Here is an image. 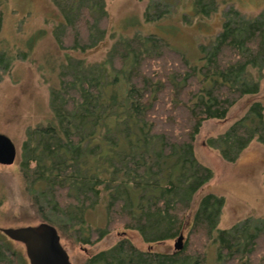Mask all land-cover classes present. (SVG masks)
Wrapping results in <instances>:
<instances>
[{"label":"trees","instance_id":"16d2710c","mask_svg":"<svg viewBox=\"0 0 264 264\" xmlns=\"http://www.w3.org/2000/svg\"><path fill=\"white\" fill-rule=\"evenodd\" d=\"M50 1L62 18L54 33L60 49L85 53L103 42L106 0ZM191 1L202 18L221 3ZM144 19L156 21L148 10ZM200 49L201 65H192L150 34L116 41L100 64L69 60L50 90L48 123L27 130L18 169L36 218L74 244L121 234L83 264H264V227L218 228L225 202L202 194L214 172L196 153L205 124L226 121L245 96L260 94L264 15L247 18L230 8L221 31ZM6 59L3 72L11 62L0 55ZM254 140L264 146V105L250 99L243 118L204 144L233 163ZM101 203L106 225L93 230L86 215ZM129 233L146 246L187 237L181 251L159 252L139 249ZM20 260L0 244V264Z\"/></svg>","mask_w":264,"mask_h":264},{"label":"rangeland","instance_id":"374dc122","mask_svg":"<svg viewBox=\"0 0 264 264\" xmlns=\"http://www.w3.org/2000/svg\"><path fill=\"white\" fill-rule=\"evenodd\" d=\"M172 3L174 7L162 3V0H106L109 25L105 39L95 49L80 53L62 50L56 43L54 33L62 18L50 0H0V55L5 53L11 62L6 72L3 67L7 59L0 62V134L8 136L17 149L13 165H0V228L41 223L29 210L18 162L27 130L48 123L51 117L49 93L58 86L59 74L65 72L69 60L100 64L116 41L145 38L152 34L183 54L190 64L201 65L200 48L208 47L221 31L226 11L233 8L247 18L264 15V0H221L217 12L205 18L194 17L191 0H173ZM145 10L156 21L146 23ZM162 10L167 11L164 18L160 15ZM250 99L260 100L264 105V70L260 94L251 98L245 96L231 109L226 121L205 124L196 143L198 159L214 172V179L202 194H215L225 202L219 229H231L245 222L250 227H264V146L254 140L233 163H227L217 151L204 144L207 138L222 134L243 118ZM86 223L93 230L105 227L104 203L87 213ZM182 235L186 240V233ZM120 237V232L114 231L93 245L74 244L70 238L63 237L61 244L72 264H83L90 254L115 245ZM129 237L139 249L151 248L159 252L173 251L176 240L146 246L138 235L129 233ZM0 244L25 264L21 245L1 232ZM209 264H213V260Z\"/></svg>","mask_w":264,"mask_h":264},{"label":"water","instance_id":"95a60500","mask_svg":"<svg viewBox=\"0 0 264 264\" xmlns=\"http://www.w3.org/2000/svg\"><path fill=\"white\" fill-rule=\"evenodd\" d=\"M17 149L12 140L0 134V165L11 166L15 163ZM0 232L10 240L24 246L29 264H72L67 251L61 244L60 235L51 224L41 222L37 225L17 228H0ZM183 235L175 240L174 250L181 251Z\"/></svg>","mask_w":264,"mask_h":264},{"label":"flooded vegetation","instance_id":"af4514ba","mask_svg":"<svg viewBox=\"0 0 264 264\" xmlns=\"http://www.w3.org/2000/svg\"><path fill=\"white\" fill-rule=\"evenodd\" d=\"M59 233V232H58ZM60 235V234H59ZM9 239V238H8ZM60 239H61V236H60ZM10 240V239H9ZM12 241V240H11ZM12 242H14V241H12ZM14 243H17V242H14ZM19 245H21V247L23 248V256H24V261H25V264H29V261H28V259H27V257H26V254H25V249H24V246L21 244V243H18Z\"/></svg>","mask_w":264,"mask_h":264}]
</instances>
